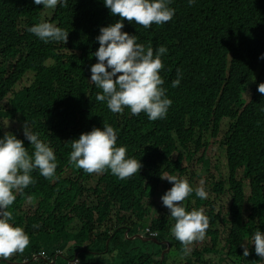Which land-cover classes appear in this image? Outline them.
<instances>
[{"label": "trees", "instance_id": "1", "mask_svg": "<svg viewBox=\"0 0 264 264\" xmlns=\"http://www.w3.org/2000/svg\"><path fill=\"white\" fill-rule=\"evenodd\" d=\"M170 7L175 14L163 25L146 29L122 21V31L135 35L137 43L154 51L167 48L160 76L172 104L165 118L151 121L128 108L114 114L96 100L101 89L90 81L96 37L101 27L120 19L103 0H67V7L54 9L34 0H0V138L15 135L31 154L23 134L27 123L53 149L58 177L48 180L34 170L35 182L16 194L10 223L23 228L30 244L22 254L0 258V264H43L44 258H34L39 251L57 264L262 261L251 238L264 232V94L257 90L264 83V0H195L192 6L172 0ZM40 22L69 31L67 43H44L27 31ZM177 69L182 78L173 87ZM27 74L31 79L21 84ZM223 119L227 126L217 143L225 174L207 154ZM105 122L117 133V147L126 146L127 157L142 164L131 178L121 180L110 171L88 174L69 163L71 141ZM195 162L204 166L200 180L207 198L193 191L183 204L186 211L203 210L209 228L202 241L185 249L171 234L175 221L162 202L151 214L144 203L159 184L172 185L161 179L165 174L199 187ZM146 227L156 233L154 240L131 238L148 236ZM241 244L249 248L248 257ZM217 252L218 262L204 258Z\"/></svg>", "mask_w": 264, "mask_h": 264}, {"label": "clouds", "instance_id": "2", "mask_svg": "<svg viewBox=\"0 0 264 264\" xmlns=\"http://www.w3.org/2000/svg\"><path fill=\"white\" fill-rule=\"evenodd\" d=\"M103 2L110 13L120 19L107 27H101L96 37L99 47L92 55L97 62L90 67V81L101 89L96 100L106 102L107 108L114 114L128 108L133 115L141 112L147 114L151 121L165 118L172 104L165 94L166 89L162 86L164 81L160 76L164 67L161 56L167 52V48L160 46L154 51L152 47L146 48L137 43L135 35L122 31V21H134L146 29L153 24L163 25L171 21L175 14V9L170 7L172 0ZM194 2L188 0L189 6ZM34 4L54 9L58 4L67 7V0H34ZM27 31L44 43L64 44L67 43L69 33L49 22L34 24ZM260 58H264V54ZM181 78V72L177 69V79L172 82V86H178ZM257 90L264 94V83H260ZM23 134L34 149L31 154L15 135L5 133L0 138V258L5 260L14 254H22L30 244V238L23 228L10 223L14 217L8 209L15 202L16 194H23L24 189L35 182L31 175L34 170H39L40 175L48 180L58 179L53 149L39 138V133L32 132L27 123L23 127ZM71 149L69 163L88 174L110 171L118 179L125 180L139 173L142 167L140 160L127 157L126 146L117 147V133L106 122L102 129L93 127L91 131L81 133L78 139L71 141ZM161 179L172 183V187L160 198L175 221L171 234L186 249L193 242L202 241L209 228V218L203 210L186 211L183 204L193 191L200 199L207 198L204 181L201 180L200 186L193 189L186 179L174 175L165 174ZM138 234L142 238H155L149 234ZM251 239L256 255L264 260V232L257 230ZM241 247L243 256L248 257L250 252L247 245L241 244ZM36 256H39V252L34 258Z\"/></svg>", "mask_w": 264, "mask_h": 264}, {"label": "rangeland", "instance_id": "3", "mask_svg": "<svg viewBox=\"0 0 264 264\" xmlns=\"http://www.w3.org/2000/svg\"><path fill=\"white\" fill-rule=\"evenodd\" d=\"M45 16H46V13H43L41 15L40 19L41 20L44 19ZM25 79H31V74H27L26 77H24L23 80L21 81V84H23V83L27 84L28 80L25 81ZM4 103H5V101H4ZM226 126H227V119H223L221 121V127H220V132H219L218 138L217 137L212 138L213 140H215V142H213L212 146L210 148H208V150H207V154H211L212 155L213 161L218 163L219 169L221 170V172L223 174L226 173L225 156H224V153L221 150V148H219V145H218L217 141H218L219 137H221V134H222V132H223V130L225 129ZM196 156H197V153L194 154V156L192 158L193 161L196 160ZM193 169L195 171H197V173L199 175V178H195L194 179V186H196V185L200 184V181H201L200 177H202V175L204 174V172H203L204 171L203 170L204 166L201 163L195 162V164L193 166ZM84 184H90V183H84ZM171 186L164 185V184H162V185L159 184L157 186L155 194L153 195V198L150 201L147 199L148 203L145 202L144 204H148V207H149V210H150V214H151V212L153 210H156L158 208L159 203L162 202L161 199H160L161 196L167 190H169L171 188ZM225 203H227V201H225ZM150 214H149L148 218L150 217ZM166 250H168V248ZM104 256L108 257V254H106ZM210 256H211V259L213 261H215V262L219 261L218 252L216 254H213V253H209V254L205 253L204 254V258L210 257ZM168 259H169V257H168ZM176 259H179V257H177ZM170 260L173 261V259H170ZM262 262H263V260L261 262H259V263L262 264ZM228 264H229V262H228Z\"/></svg>", "mask_w": 264, "mask_h": 264}, {"label": "built area", "instance_id": "4", "mask_svg": "<svg viewBox=\"0 0 264 264\" xmlns=\"http://www.w3.org/2000/svg\"><path fill=\"white\" fill-rule=\"evenodd\" d=\"M145 230L148 232L149 236H155V232L154 231H149L148 228H145ZM39 256H41L42 258H44V264H56L55 263V259L54 258H49L46 255H44L43 252L39 251Z\"/></svg>", "mask_w": 264, "mask_h": 264}, {"label": "water", "instance_id": "5", "mask_svg": "<svg viewBox=\"0 0 264 264\" xmlns=\"http://www.w3.org/2000/svg\"><path fill=\"white\" fill-rule=\"evenodd\" d=\"M135 236H139V234H135V235H133L132 237H135ZM143 239H153L154 240V238H148V237H146V238H143ZM164 251H166V250H164ZM164 251H162V254L164 253ZM22 263V262H21Z\"/></svg>", "mask_w": 264, "mask_h": 264}]
</instances>
